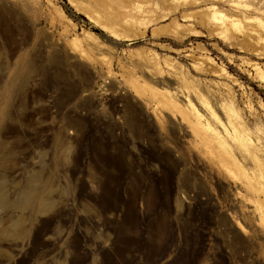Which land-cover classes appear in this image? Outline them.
<instances>
[{
	"label": "rangeland",
	"instance_id": "374dc122",
	"mask_svg": "<svg viewBox=\"0 0 264 264\" xmlns=\"http://www.w3.org/2000/svg\"><path fill=\"white\" fill-rule=\"evenodd\" d=\"M186 6L0 0V264H170L191 233L185 264H264V55L230 0Z\"/></svg>",
	"mask_w": 264,
	"mask_h": 264
},
{
	"label": "bare ground",
	"instance_id": "6f19581e",
	"mask_svg": "<svg viewBox=\"0 0 264 264\" xmlns=\"http://www.w3.org/2000/svg\"><path fill=\"white\" fill-rule=\"evenodd\" d=\"M130 1L134 2L135 0H130ZM169 1L170 3L173 4V10L175 9L177 10V8L181 6L183 7V10H185L188 7L186 5H192L198 2H204L206 0H169ZM230 2L235 4V6L239 8L240 12L244 13V14L241 13V16L243 15L242 18L241 16H239V19L237 18L239 22L241 19L242 22L245 21L246 23V24H243L244 36L246 38H251L256 44H259L260 48L262 49L261 52L259 53L264 55V22L260 17V16H264V7L263 8L260 7V4H256V2H253V1L249 2V0L248 1L247 0H230ZM73 4L75 8L83 10V8H81L77 3L74 2ZM209 8L211 9V7ZM84 15L88 18V20L97 24L100 28L106 29L110 35L116 34L113 28L107 27L106 25L99 22L98 19L93 14L85 12ZM186 15L187 13L181 14L180 15L181 17H179L180 20H182V18L185 17ZM229 22H230V19L220 17L218 26L220 29H224L226 28V25H228ZM175 23L179 25L177 22ZM253 66H256V65L253 64ZM206 110L208 112L206 113L209 114L208 116L214 118L215 122L221 128V132L223 133V135L221 136L223 137L221 140L223 146L228 148L230 145V146H235L243 151L247 150L249 151L250 154H252V158L254 159V161H256L257 159L255 155V152H256L255 144L247 136L245 131H243L240 125L236 124L232 120L233 116L235 117V114L233 112L228 111L229 113L226 118L227 120L225 119L226 122H221V120L218 118V116L212 110L210 106H207ZM199 116L200 114L196 113V117H199ZM260 165L262 164L260 163ZM258 173H259V177L263 176V173L260 168H259Z\"/></svg>",
	"mask_w": 264,
	"mask_h": 264
},
{
	"label": "trees",
	"instance_id": "16d2710c",
	"mask_svg": "<svg viewBox=\"0 0 264 264\" xmlns=\"http://www.w3.org/2000/svg\"><path fill=\"white\" fill-rule=\"evenodd\" d=\"M103 156H104V159H103L104 161H102V162L104 164H105V159L106 160H110V159L115 158V159H119L121 161V163L123 164V169H121V171L126 172V170L128 169V165L124 162V160H123V158H122L121 155H118L116 153H112L110 151H106ZM97 164H99L100 166H102V163H100L98 161H97ZM108 175H113L114 177L118 178V175L117 174L109 173V170H108ZM116 191H119V194H120V197L121 198L126 199L125 196H124V190L122 188H116L115 189V192ZM137 217L140 218L141 215L138 214ZM189 237H190V243H189V245L182 246L181 249H180L179 255L170 264H185L188 261L194 260L196 258V256H197V254H199V251H200L199 250V244H198V241H197V239L195 237V234L194 233H191L189 235ZM118 262L119 261L116 260V263H118Z\"/></svg>",
	"mask_w": 264,
	"mask_h": 264
}]
</instances>
